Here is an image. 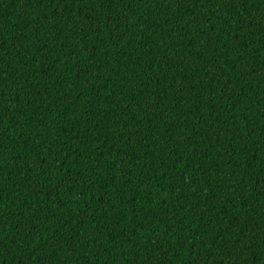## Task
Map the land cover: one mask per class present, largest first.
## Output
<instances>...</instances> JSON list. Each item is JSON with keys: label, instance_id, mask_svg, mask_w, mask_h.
<instances>
[{"label": "trees", "instance_id": "obj_1", "mask_svg": "<svg viewBox=\"0 0 264 264\" xmlns=\"http://www.w3.org/2000/svg\"><path fill=\"white\" fill-rule=\"evenodd\" d=\"M0 264H264V0H0Z\"/></svg>", "mask_w": 264, "mask_h": 264}]
</instances>
